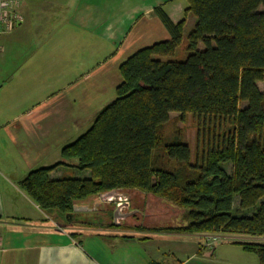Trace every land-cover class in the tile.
<instances>
[{
  "label": "trees",
  "instance_id": "1",
  "mask_svg": "<svg viewBox=\"0 0 264 264\" xmlns=\"http://www.w3.org/2000/svg\"><path fill=\"white\" fill-rule=\"evenodd\" d=\"M185 2L177 23L154 10L170 39L123 61L114 99L61 148L63 162L19 185L66 225L73 204L101 193L150 195L182 211L175 232L246 238L235 244L264 264V0ZM187 14L194 22L183 35ZM183 38L185 58L172 59ZM172 113L177 122L194 119L202 136L194 154L178 131L164 137ZM59 166L90 176L50 179Z\"/></svg>",
  "mask_w": 264,
  "mask_h": 264
},
{
  "label": "crops",
  "instance_id": "2",
  "mask_svg": "<svg viewBox=\"0 0 264 264\" xmlns=\"http://www.w3.org/2000/svg\"><path fill=\"white\" fill-rule=\"evenodd\" d=\"M21 1L22 25L0 37V264H259L235 244L246 238L224 237L209 251L203 235L139 225L149 217L143 204L130 201L136 213L129 218L137 220L125 226L139 237L105 232L100 217L91 224H60L29 199L20 182L32 170L63 162L61 148L81 136L104 99L115 94L120 64L170 39L154 10L177 23L186 2ZM193 22L187 14L183 35ZM65 168L49 178L61 179Z\"/></svg>",
  "mask_w": 264,
  "mask_h": 264
},
{
  "label": "rangeland",
  "instance_id": "3",
  "mask_svg": "<svg viewBox=\"0 0 264 264\" xmlns=\"http://www.w3.org/2000/svg\"><path fill=\"white\" fill-rule=\"evenodd\" d=\"M191 18L193 17L191 16ZM185 47H186V40L185 38H183L181 44L175 50V53L172 59L183 60L186 56ZM200 47L202 48V46ZM258 85L261 90L264 89V82L259 83ZM114 97H115V94L112 95L111 99H104L105 101L100 105V107L103 106L104 104L106 105L109 102H111L114 99ZM101 102L102 101H99V103L97 104V101H96L97 105L95 106H98ZM176 117H177V114H173V113L170 114L169 122L166 124L164 128V137L166 139H171L173 130L178 131L180 139L184 143L188 144L191 152L194 154V151L196 150V148L201 149V146H202V136L199 137V140L197 138L198 127L196 126L194 119H192L191 116L189 115L186 116L183 122H177ZM91 124L85 127L86 129L84 130L83 133H85L90 128ZM72 163L74 164L76 163V161L75 160L68 161V164H72ZM60 171L65 173V175L62 178H66V177L86 178L90 176L88 171L86 170L80 171L73 167H66L65 169H62ZM130 201H134V202L139 201L140 203L137 202L139 205L143 204L144 205L143 214H148L149 216L147 218H143L142 221L138 223L141 226H152L154 228L157 227L156 232L158 233V232H167L166 231L167 229H171L173 232H175V228H177L180 225L182 211L177 208L172 207L170 204L163 202L162 200L156 197L148 195L146 201H144L143 199L140 198L138 194H135V195H132V198H130ZM100 208L103 210L99 213L100 214L99 217H101L103 221L107 223L106 225L107 228L104 229L105 232L107 231V233L111 232L112 234L134 235V236H139V237L143 236L142 234H137V233H133V231H128L127 230L128 227H125L127 225H134L137 219L126 218L122 226L114 227L112 225V227H110V225L112 224L111 208H109L110 210H107L108 209L107 204L99 205L98 209ZM106 210L109 211L107 213H110L111 217H108L106 215V213L104 212ZM56 222H59L60 224H64L62 220H57ZM123 237H129V236H123ZM259 240L261 242H264V239L260 238ZM85 241L86 240L84 239L83 240L84 244L86 243ZM252 257H254V259H258L256 255H252Z\"/></svg>",
  "mask_w": 264,
  "mask_h": 264
},
{
  "label": "water",
  "instance_id": "4",
  "mask_svg": "<svg viewBox=\"0 0 264 264\" xmlns=\"http://www.w3.org/2000/svg\"><path fill=\"white\" fill-rule=\"evenodd\" d=\"M130 197L127 193L112 190L99 194L95 199L86 203L73 204L72 212L66 215L68 223L91 224L99 218L103 209H98L101 204H114L112 207V225L119 227L124 224L136 211L130 209Z\"/></svg>",
  "mask_w": 264,
  "mask_h": 264
},
{
  "label": "built area",
  "instance_id": "5",
  "mask_svg": "<svg viewBox=\"0 0 264 264\" xmlns=\"http://www.w3.org/2000/svg\"><path fill=\"white\" fill-rule=\"evenodd\" d=\"M21 0H0V37L13 32L22 25ZM223 238L220 235H205L203 248L209 251L219 244Z\"/></svg>",
  "mask_w": 264,
  "mask_h": 264
},
{
  "label": "flooded vegetation",
  "instance_id": "6",
  "mask_svg": "<svg viewBox=\"0 0 264 264\" xmlns=\"http://www.w3.org/2000/svg\"><path fill=\"white\" fill-rule=\"evenodd\" d=\"M131 203H132V205L134 206L137 202L135 201H131ZM135 203V204H134ZM138 204V203H137ZM132 207V206H131ZM136 207V206H135ZM144 218H146V215H145V217ZM100 219H102L101 217H100Z\"/></svg>",
  "mask_w": 264,
  "mask_h": 264
}]
</instances>
